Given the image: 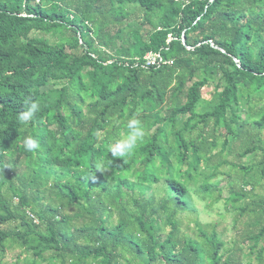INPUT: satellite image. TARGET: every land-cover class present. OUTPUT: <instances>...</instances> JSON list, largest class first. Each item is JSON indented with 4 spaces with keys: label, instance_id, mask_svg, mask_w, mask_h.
Here are the masks:
<instances>
[{
    "label": "trees",
    "instance_id": "trees-1",
    "mask_svg": "<svg viewBox=\"0 0 264 264\" xmlns=\"http://www.w3.org/2000/svg\"><path fill=\"white\" fill-rule=\"evenodd\" d=\"M148 53L166 62L145 66ZM29 97L41 111L25 127ZM137 114L144 138L112 159L110 144ZM26 135L39 139L37 152L24 149ZM214 176L227 178L236 227L245 219L233 248L210 224L195 221L201 242L187 232L197 213L189 185L218 202L226 186ZM258 185L264 0H0V254L31 251V264H245L235 253L259 246L261 264Z\"/></svg>",
    "mask_w": 264,
    "mask_h": 264
},
{
    "label": "rangeland",
    "instance_id": "rangeland-1",
    "mask_svg": "<svg viewBox=\"0 0 264 264\" xmlns=\"http://www.w3.org/2000/svg\"><path fill=\"white\" fill-rule=\"evenodd\" d=\"M207 96V95H206ZM225 157L227 160H235L231 154H228V151L224 152ZM256 157H246L242 161L245 163H252L257 160ZM227 169L226 165H223L221 169ZM221 180L222 184L226 187H224L222 191V199L218 202H213L212 198L209 195H204L203 193H200L196 190L197 185L191 184L189 185V189L192 194V201L194 206L197 209V213L195 215L190 216V220H186V224L189 226L187 229V232L194 238L198 239L200 242L202 239L199 237L198 231L195 229V221H199L203 225H212L214 228L218 231V233L221 235L223 240L225 241L226 248H233L234 247V241H238L240 239V233L242 232L245 224H244V218L237 224V227L235 225V210L230 207L229 205H226V197L228 195V187H227V178L226 176H214L210 179L211 182H214L216 180ZM260 179V178H259ZM251 185L247 186V189H250ZM146 187V186H145ZM159 187V188H158ZM146 189H149V187ZM153 191L157 194V196H160L163 194V187H160V183L157 185H154L152 188ZM148 193H151V189L148 191ZM254 194L256 196H263L264 197V188H262L261 185H258L255 189ZM185 218V216H183ZM211 230V228H209ZM250 244V243H249ZM261 246V245H260ZM242 248H244L242 246ZM259 249V246L256 247L253 252L250 255H247L243 252H236L235 254L239 256V258L242 260L245 264H260L257 251ZM33 253L30 252H22L21 249L15 248L7 251L4 255L0 254V264H31L34 260ZM40 264H50L47 260H41L38 261ZM210 264V263H208ZM261 264H264V258L263 262Z\"/></svg>",
    "mask_w": 264,
    "mask_h": 264
},
{
    "label": "clouds",
    "instance_id": "clouds-1",
    "mask_svg": "<svg viewBox=\"0 0 264 264\" xmlns=\"http://www.w3.org/2000/svg\"><path fill=\"white\" fill-rule=\"evenodd\" d=\"M25 107L19 113L18 120L27 127L35 118L36 114L41 111V105L32 98H25L23 101ZM126 132L119 138L115 139L109 146V153L112 159L125 158L130 156L138 147L139 143L145 136V126L138 114L128 119L125 124ZM23 147L29 153L37 152L40 147V141L32 135H26L23 138ZM97 170L103 172L106 170L101 164Z\"/></svg>",
    "mask_w": 264,
    "mask_h": 264
},
{
    "label": "built area",
    "instance_id": "built-area-1",
    "mask_svg": "<svg viewBox=\"0 0 264 264\" xmlns=\"http://www.w3.org/2000/svg\"><path fill=\"white\" fill-rule=\"evenodd\" d=\"M39 0H37L38 2ZM145 66H159L161 65L162 62H166L163 60L160 54H153V53H148L145 56Z\"/></svg>",
    "mask_w": 264,
    "mask_h": 264
}]
</instances>
